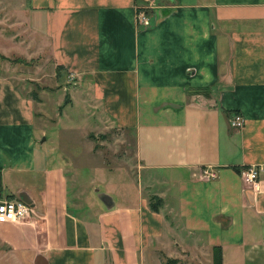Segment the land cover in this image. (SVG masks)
Here are the masks:
<instances>
[{
  "label": "crops",
  "instance_id": "1",
  "mask_svg": "<svg viewBox=\"0 0 264 264\" xmlns=\"http://www.w3.org/2000/svg\"><path fill=\"white\" fill-rule=\"evenodd\" d=\"M7 2L35 54L74 77L53 118L0 74V201L31 209L0 222V264H150L177 231L210 262L218 246L221 264H264V0ZM48 117L75 127V156ZM108 126L130 136L137 170L100 155Z\"/></svg>",
  "mask_w": 264,
  "mask_h": 264
},
{
  "label": "rangeland",
  "instance_id": "2",
  "mask_svg": "<svg viewBox=\"0 0 264 264\" xmlns=\"http://www.w3.org/2000/svg\"><path fill=\"white\" fill-rule=\"evenodd\" d=\"M19 7L12 6L7 0H0V74L7 77L17 85L18 89L30 95L34 93L42 97L41 107L46 109L48 116L55 117L57 103H61L69 88L73 85L71 73L67 71H56L54 64L50 61L48 54L43 56L35 54L36 41L29 29L21 23L18 14ZM20 21V22H19ZM75 81V80H74ZM87 108L82 103L69 109V113L77 116L79 112ZM46 118L47 137L53 139L55 145L65 151L69 156H75L77 151L73 148L69 138L75 137V127L85 128L97 122V118L91 117L90 122L78 123L73 127L70 123L61 120L60 124L55 125L51 118ZM40 123V122H39ZM62 128V130L59 129ZM100 132L107 134V140L98 141L100 155L110 163L118 159H124L129 163L132 170H137L134 151L131 142H127L128 134L122 133L115 127L108 126ZM97 132L96 136L103 134ZM57 146V145H56ZM169 217V216H168ZM170 218V217H169ZM173 221V219H170ZM182 237V238H181ZM184 242L183 233L178 237L166 242L161 250L155 249L153 256H150V264H162L166 258H175L181 264H212L208 261L209 250L206 246H201V241L194 243V237L187 234ZM178 241V244L173 242Z\"/></svg>",
  "mask_w": 264,
  "mask_h": 264
},
{
  "label": "built area",
  "instance_id": "3",
  "mask_svg": "<svg viewBox=\"0 0 264 264\" xmlns=\"http://www.w3.org/2000/svg\"><path fill=\"white\" fill-rule=\"evenodd\" d=\"M230 123L233 127L238 128L244 124V120L242 116L239 114L233 115L230 119ZM260 168L257 166H251L246 171L243 172L246 180L250 182L253 188H256L258 185L257 176ZM203 175L208 178H214L216 176V172L210 168L203 169ZM30 206L23 200H9L4 199L0 201V216L5 217L4 220L0 222H8V221H17L21 220L25 216H27L30 212Z\"/></svg>",
  "mask_w": 264,
  "mask_h": 264
},
{
  "label": "trees",
  "instance_id": "4",
  "mask_svg": "<svg viewBox=\"0 0 264 264\" xmlns=\"http://www.w3.org/2000/svg\"><path fill=\"white\" fill-rule=\"evenodd\" d=\"M34 99H36V95L34 93L31 94ZM161 203V200L158 196H151L149 198V207L153 211H157L159 209V205ZM162 264H181L177 259L175 258H166L164 261H162ZM212 264H221V250L218 246L212 247Z\"/></svg>",
  "mask_w": 264,
  "mask_h": 264
},
{
  "label": "clouds",
  "instance_id": "5",
  "mask_svg": "<svg viewBox=\"0 0 264 264\" xmlns=\"http://www.w3.org/2000/svg\"><path fill=\"white\" fill-rule=\"evenodd\" d=\"M5 219V217H3V216H0V221H2V220H4Z\"/></svg>",
  "mask_w": 264,
  "mask_h": 264
}]
</instances>
